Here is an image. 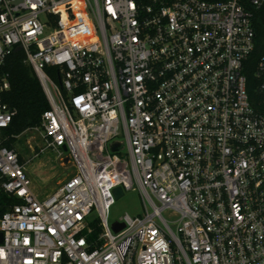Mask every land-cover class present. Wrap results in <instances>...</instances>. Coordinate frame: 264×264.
Here are the masks:
<instances>
[{
	"label": "built area",
	"instance_id": "built-area-1",
	"mask_svg": "<svg viewBox=\"0 0 264 264\" xmlns=\"http://www.w3.org/2000/svg\"><path fill=\"white\" fill-rule=\"evenodd\" d=\"M261 10L264 0H0V264H264V53L258 101L243 74ZM14 47L48 104L28 129L42 145L28 148L74 169L42 198L4 146ZM133 185L142 214L111 230L109 210Z\"/></svg>",
	"mask_w": 264,
	"mask_h": 264
},
{
	"label": "trees",
	"instance_id": "trees-1",
	"mask_svg": "<svg viewBox=\"0 0 264 264\" xmlns=\"http://www.w3.org/2000/svg\"><path fill=\"white\" fill-rule=\"evenodd\" d=\"M253 28L255 31L254 49L244 64L243 74L246 77V87L249 98L258 101V80L255 69L259 58L264 53V10L253 13ZM2 73L8 76L9 89L2 95V100L15 115L5 135L8 140L4 146L14 149L15 137L28 129L40 124V118L48 109L45 95L32 67L25 62V55L19 47H14L5 57ZM22 162L21 158L19 157Z\"/></svg>",
	"mask_w": 264,
	"mask_h": 264
},
{
	"label": "rangeland",
	"instance_id": "rangeland-1",
	"mask_svg": "<svg viewBox=\"0 0 264 264\" xmlns=\"http://www.w3.org/2000/svg\"><path fill=\"white\" fill-rule=\"evenodd\" d=\"M40 147L42 140L40 134L35 130H26L16 138L14 149L25 164V170L30 180V187L37 197H44L55 191L69 175L74 172L70 167L67 157L58 160V156L53 151H46L38 154L28 148ZM36 154H38L36 156ZM142 201L136 185L124 193L115 201L108 213V225L111 230L117 228L122 217L127 214L131 217L142 214Z\"/></svg>",
	"mask_w": 264,
	"mask_h": 264
},
{
	"label": "water",
	"instance_id": "water-1",
	"mask_svg": "<svg viewBox=\"0 0 264 264\" xmlns=\"http://www.w3.org/2000/svg\"><path fill=\"white\" fill-rule=\"evenodd\" d=\"M117 146L116 145H113V149H115ZM122 196V191L121 189H116L115 190V197L116 199L120 198Z\"/></svg>",
	"mask_w": 264,
	"mask_h": 264
}]
</instances>
